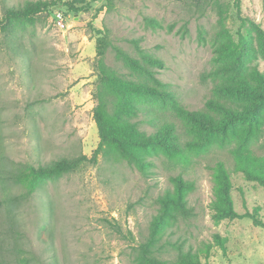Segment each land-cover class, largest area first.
<instances>
[{
  "label": "rangeland",
  "instance_id": "1",
  "mask_svg": "<svg viewBox=\"0 0 264 264\" xmlns=\"http://www.w3.org/2000/svg\"><path fill=\"white\" fill-rule=\"evenodd\" d=\"M38 2L57 6L0 32L1 175L22 164L93 156L100 144L94 95L102 37L103 62L134 99L129 119L141 135L155 136L168 123L182 147L194 135L173 100L143 91L144 84L190 111L208 110L212 101L221 116L254 103L230 90L242 79L260 86L252 76L264 74V0H0V20L9 8ZM242 40L248 48L238 73L233 58L222 56ZM146 57L160 63L151 67L160 85L141 68ZM202 139L204 148L185 154L154 144L132 161L102 151L97 163L46 181L28 197L11 182L0 184V195L20 198L0 207V262L140 264L153 221L172 195L181 201L170 205L153 249L163 264H180L189 254L203 264H264V226L251 218L216 223L210 207L213 168L223 162L235 210H257L264 223V185L237 170L239 154L264 171V110L254 122ZM216 234L226 238V250Z\"/></svg>",
  "mask_w": 264,
  "mask_h": 264
},
{
  "label": "trees",
  "instance_id": "2",
  "mask_svg": "<svg viewBox=\"0 0 264 264\" xmlns=\"http://www.w3.org/2000/svg\"><path fill=\"white\" fill-rule=\"evenodd\" d=\"M56 4H48L46 2H38L28 4L24 8H9L6 10L3 19L0 20V32H6L11 27L12 21L32 20L34 16L46 12L50 7ZM70 11H79L75 5H67ZM247 46L243 40L240 46L230 51V54L222 56V58H233L234 68L241 73L244 68V56L247 52ZM106 38H99L97 42V56L100 59L98 63L99 80L94 98L97 102L94 110V120L97 124L100 136V144L95 150L93 156L89 158L86 155H80L73 158H61L46 165H19L6 174H0V184L7 182L14 184L19 190H24V197L35 194L46 181L58 179L69 173H73L86 164H95L98 156L102 151H112L119 160L132 161L140 156L143 149L149 148L151 145H159L163 148H170L185 154V151H194V149H202V136L215 129L226 132L230 128H234L238 124L251 123L256 121L261 112L264 110V74L256 73L252 76L260 82V86H255L247 79L241 80V87L231 88L230 92L237 95L250 96L254 103L246 109L230 110L224 115H216V102L208 103V110L190 111L180 107L177 102L169 94L160 92L156 87L144 84L143 91L151 92L153 95L162 97L168 96L173 100L174 107L178 111L179 116L189 125L194 135L192 140H188L185 147L179 143L176 135V127L173 124H164L158 128L155 136H147L139 132L135 123L131 122L129 116L135 113L132 102L134 99L128 96L124 87L119 83V79L115 72L105 65L103 58L105 56ZM119 56L123 57L121 52ZM124 59L132 64H136L134 60ZM160 63L150 57H146V65L141 66L144 72L150 76L155 83L160 85L159 80L152 73L151 67H158ZM140 67V66H139ZM237 170L242 172L247 179L255 180L264 185V171L259 168L257 163L250 157H242L237 155ZM214 178V200L211 203L213 212L212 219L216 222L225 220H236L251 218L257 226H264L259 219L258 211L254 213L239 214L234 207L231 197V177L229 171L223 162H219L213 168ZM5 186H3L4 188ZM14 187V188H15ZM21 194V195H23ZM20 195V196H21ZM19 195L12 191L3 192L0 195V207L5 203L18 201ZM181 198L177 200L176 196L169 195L164 201L161 213L156 216L152 224V238L147 244L142 245V253L140 264H163L153 253V249L160 240L159 230L161 222L165 217H170V205L179 203ZM216 244L226 250V238L220 234L214 236ZM23 264H28L25 258H22ZM180 264H203L197 256L183 255L179 260ZM0 264H2L0 262Z\"/></svg>",
  "mask_w": 264,
  "mask_h": 264
},
{
  "label": "built area",
  "instance_id": "3",
  "mask_svg": "<svg viewBox=\"0 0 264 264\" xmlns=\"http://www.w3.org/2000/svg\"><path fill=\"white\" fill-rule=\"evenodd\" d=\"M55 19L57 21V24L60 26V27H65V17H64V14L61 13V12H56L55 14Z\"/></svg>",
  "mask_w": 264,
  "mask_h": 264
}]
</instances>
